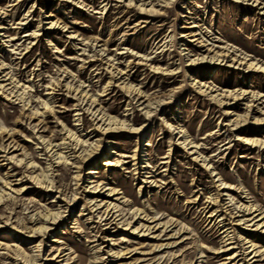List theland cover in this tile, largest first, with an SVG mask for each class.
<instances>
[{
  "label": "rangeland",
  "instance_id": "obj_1",
  "mask_svg": "<svg viewBox=\"0 0 264 264\" xmlns=\"http://www.w3.org/2000/svg\"><path fill=\"white\" fill-rule=\"evenodd\" d=\"M240 1L0 0V264H264V236L236 226L241 205L264 212V148L243 141H264V72L249 67H264V11ZM116 80L163 104L147 117ZM74 88L137 133L80 112ZM69 131L98 149L68 147Z\"/></svg>",
  "mask_w": 264,
  "mask_h": 264
},
{
  "label": "bare ground",
  "instance_id": "obj_2",
  "mask_svg": "<svg viewBox=\"0 0 264 264\" xmlns=\"http://www.w3.org/2000/svg\"><path fill=\"white\" fill-rule=\"evenodd\" d=\"M241 1L242 2H248V4L256 7L257 9H261V10L264 11V0H241ZM149 12L150 13H154V12H158V11H156L154 9V7H152V9H150ZM262 15H264V13ZM227 57H229L227 54L226 55L225 54H220L219 55L218 53L216 54V56H214L212 58L203 56L202 58H197L196 60H193V61L189 60V62L190 61L191 62H190V64H188V67L189 66H195V65H197L199 63L200 64H210V65L211 64H215L216 62H219L221 59H224L225 60ZM151 60L152 59H150V60L149 59H146V61H151ZM224 60H221L220 62H224ZM238 62H241V65H243V64L247 65L248 64V62L243 63L242 60H239ZM249 67L264 72V67L261 66L258 63H251L249 65ZM116 83H118L117 86L118 87H121L122 89H124L126 91V93H128V95H130V97L133 98L134 101H136L138 99L137 101L139 103V106L140 107H144L143 110H147L146 111L147 117H152L153 112L157 108L161 107V105L163 104V102H156V103L146 104L147 101H148V97L145 96L139 89L132 88V86L130 87L128 85H125L124 82L123 83H120V80H116ZM195 87L197 89H199V91L201 93H203V94L211 97V99H213L214 101L220 103L221 105H224V102L222 101V99H220V97L223 98V97H226V96H223L222 94H218V91L219 90H215L214 89L215 87L212 88L211 86H207L206 84H196ZM71 90L73 91V94H75V96L78 99V102H79V104H78L79 111L80 112H83V111L85 112L86 111L87 113H89L94 118V121H98V124H101L102 126L106 127L107 128V131H120V132L121 131H126V132L128 131L130 133H137L134 128L130 127V125L127 124V121L126 120H120L119 121L118 119H115V118H113V117L105 114L102 110L97 109L96 106L94 107V104L93 105L90 104L91 106L87 108V106H88V101H87L88 94L86 92H83V90H80V88H74V89H71ZM214 94H217V95H214ZM144 99H145V101H143ZM77 115L79 116L80 114H77ZM244 119H245V117H244ZM248 121L249 120H247L246 122H248ZM256 123L259 124L260 122H256ZM234 125H235L236 129H238L240 124L238 123V124H234ZM171 130L173 131L174 135L176 136V139H178V141H182L178 145L182 146V148L185 151L189 152V154L192 157L195 156L192 159V161H194L195 163L201 162L202 163V167H204L208 171H212L213 166H212L211 160H209L206 157H203V155L199 152V150L201 149L200 146L197 145L192 140H190L189 137H188V135L184 131H177V128H172ZM66 140H67V143L65 145H67L68 147L72 146L73 144H76L77 147H79V150H81V149L87 150V148L90 149V152L89 153H94L98 149V147H99L97 144L96 145L90 144L89 143V140H87V139H82V138L78 137L77 136V133H74L72 131H69L68 132V136H67V139ZM243 141L245 142V144L250 145L252 147H256V148L263 147L264 148V141L263 140L262 141H259V140H255V139L254 140H245V139H243ZM91 155L92 154H90V156ZM58 159L59 160H65V161H67V157H64L63 155H59V158ZM212 177L215 179L214 180V183L216 185V189L218 190V193L221 194L220 197H228L229 196L228 195V192H230L232 190L231 187L228 186L221 178H217L218 175H215L214 172H212ZM46 178L49 181V186L48 187H50L51 186V179H50L49 176H47ZM108 193L109 194H115V191H110ZM102 206L103 205H100L99 209H102ZM241 206L238 208L239 209V213H244V216L242 217L243 219H240L239 221H236V222H239V223L236 224V226H239V225H244V226L249 225L248 227H250V231L251 232L261 233L264 236V212H262V210H260V209L247 208V207L244 208V207H241ZM109 208H110V206H109ZM228 211H229V209H228ZM106 213H107V215H106L107 218H106L105 221L108 222L109 224H112L113 225V222L114 221H112V219L114 218L115 214H112L111 210L110 211H107ZM238 217H241V216H238ZM58 218L59 217L57 215H51L50 220H47V221H49V223L51 225H54V224H56V220ZM244 218H246V220H244ZM231 219H235V218H231ZM226 220H227V218L224 219V222ZM46 227H44L42 229V231H44L45 229H46V231H48V230L50 231V229L49 228H46ZM236 240L237 239H234V237H232L231 239H229L228 242H230V243L227 244V247L228 246H232V245L233 246L240 245V244H238V241H236ZM236 249L237 248H231V247H229V249L226 250V252L227 251H231V250H236ZM242 249L244 250V251L242 250V255H243V254H245L246 249L245 248H242ZM249 249L252 250L251 251V255L253 257H261L262 256L261 251L259 250L260 248L257 245H252ZM222 253H224V252H222ZM231 257H238V256H236L235 254H233V255H231Z\"/></svg>",
  "mask_w": 264,
  "mask_h": 264
}]
</instances>
